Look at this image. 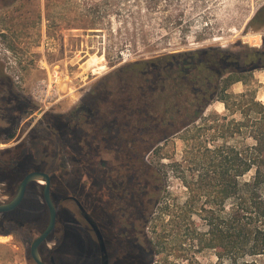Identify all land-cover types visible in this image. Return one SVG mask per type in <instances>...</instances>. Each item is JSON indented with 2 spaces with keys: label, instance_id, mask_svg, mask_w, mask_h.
Instances as JSON below:
<instances>
[{
  "label": "rangeland",
  "instance_id": "rangeland-1",
  "mask_svg": "<svg viewBox=\"0 0 264 264\" xmlns=\"http://www.w3.org/2000/svg\"><path fill=\"white\" fill-rule=\"evenodd\" d=\"M106 1L113 4V0H18L12 8L0 11V68L6 69L7 85L20 97V108L31 110L24 117L26 129L21 139L2 141L0 201L13 199L25 175L32 171L53 175L63 170L57 177L62 178L74 199L83 194L82 189L78 194L76 170L80 157L63 148L68 144L63 116L74 111L99 81L119 66L212 48L231 52L264 48V27L248 26L264 0H175L179 4L177 12L167 8L169 0L152 9L146 6L147 0H121L120 13H104L100 5ZM172 15H181L185 22H170ZM187 21L191 22L189 28ZM243 79L228 93L245 94L246 101L264 104V69ZM51 81L56 83L54 87H44ZM205 117L207 122L197 126L209 128L205 142L211 148L226 142L238 148L253 145L250 138H228L229 122L241 116L231 117L222 102L215 101ZM184 135L160 143L145 158L157 173L156 180L160 179L156 182L155 203L140 220L139 245L147 251L144 264H229L219 260L212 249H200L191 240L194 228L206 232L208 227L195 212L188 214L191 208L185 209L189 190L183 178L190 181L197 168L189 161L192 155L187 154L191 150ZM86 172V191L108 193L103 172L93 166ZM55 190L60 226L52 235L54 240L48 246L44 244V250L57 246L59 264H98V253L88 234L81 247L76 203L65 199L67 192L59 185ZM261 193L264 195V189ZM90 199L95 200V196ZM2 220L6 222V234L0 236L9 239L0 241V264H33L30 230L41 231L49 222L42 185L31 183L23 203L15 211L0 215ZM17 221L25 227L14 224ZM79 242L82 257L77 261ZM111 264H131L118 242L111 247Z\"/></svg>",
  "mask_w": 264,
  "mask_h": 264
},
{
  "label": "trees",
  "instance_id": "trees-1",
  "mask_svg": "<svg viewBox=\"0 0 264 264\" xmlns=\"http://www.w3.org/2000/svg\"><path fill=\"white\" fill-rule=\"evenodd\" d=\"M161 3L147 0L146 6L158 8ZM177 6L175 0L167 2L173 12L180 11ZM100 9L120 13L121 0L110 5L103 2ZM175 17L172 15L170 22H185L181 15ZM186 23L189 28L191 22ZM248 26L264 27V5ZM261 69L264 48L188 51L114 69L86 100L63 116L68 142L63 148L80 157L76 164L78 194L83 185L89 187L87 167L103 172V182L109 187L124 176L130 187L131 221L136 223L134 213L142 202L146 201L148 210L154 205L160 179L156 180L154 168L145 162L146 156L160 143L185 134L183 139L191 150L187 154L192 155L189 161L197 168L190 181L183 178L189 190L185 209L191 208L188 214L195 212L208 227L206 232L194 228L191 240L200 249H212L219 260L229 264H264V104L246 101L245 94L228 93L233 85L244 81L245 75ZM215 101L222 102L231 117L241 116L229 122L228 138H250L253 145L238 148L226 142L211 148L206 144L209 128L197 124L207 122L205 113ZM48 127L52 128L50 122ZM61 172L51 175L52 193L59 185L67 192L66 198H74L57 177ZM14 224L25 227L19 221ZM32 229L35 238L38 234Z\"/></svg>",
  "mask_w": 264,
  "mask_h": 264
},
{
  "label": "flooded vegetation",
  "instance_id": "flooded-vegetation-1",
  "mask_svg": "<svg viewBox=\"0 0 264 264\" xmlns=\"http://www.w3.org/2000/svg\"><path fill=\"white\" fill-rule=\"evenodd\" d=\"M18 0H0V11L12 8ZM6 69L0 68V140H20L24 134V117L28 116L31 112L29 109L22 110L20 108L21 99L13 92V90L7 85L6 81ZM31 123L32 117L29 118ZM28 121V120H27ZM2 146V145H1ZM5 146V145H4ZM1 148V147H0ZM42 172V171H40ZM46 173V172H45ZM48 174V173H47ZM50 175V174H49ZM51 177V175H50ZM120 180L115 181L113 186H108V193L102 191L97 194L88 193L86 195V185H83V194L80 196V200L72 199L78 208L79 228L78 235L80 236V242L82 247V239L86 238L87 234L94 241L95 251L98 253V264H103L104 257L108 264H111V247L113 242L120 243L125 255L131 259V264H144L147 257V251L139 245L140 241V226L139 220L145 218L148 214V207L146 201L140 208L135 210L134 216L136 223H132V208L129 192V184L125 182L124 176L119 177ZM21 185V183H20ZM19 185V187H20ZM30 185V184H29ZM108 185V184H107ZM29 187V186H28ZM43 188V186H42ZM28 189V188H27ZM19 190V188H18ZM27 192V191H26ZM44 192V188H43ZM18 193V191H17ZM54 193H52V178H51V196L54 201ZM92 196H95V200H91ZM26 197V194H25ZM25 199V198H24ZM12 200V199H11ZM0 201V204L8 203ZM24 201V200H23ZM45 201V200H44ZM23 203V202H22ZM93 210H91V206ZM19 208V207H18ZM49 210V209H48ZM15 211V210H14ZM57 211V207H56ZM13 212V211H12ZM11 213V212H9ZM8 213H1L0 215H6ZM50 220V214H49ZM49 224V222H48ZM47 224V226H48ZM5 221H0V235L6 234L4 226ZM46 226V227H47ZM59 215L57 212L56 225L54 231L49 238L39 247V253L41 255L44 264H59V258L56 256L59 252L58 247L46 248L44 250V244L53 241L52 235L58 230ZM46 227L37 232V236L30 240V261L33 264H37L31 253V247L33 243L41 236ZM63 232L62 224L60 228ZM79 242V248H80ZM102 245L105 248V253L102 251ZM77 261L82 257V250L80 248ZM142 260V261H141Z\"/></svg>",
  "mask_w": 264,
  "mask_h": 264
},
{
  "label": "water",
  "instance_id": "water-1",
  "mask_svg": "<svg viewBox=\"0 0 264 264\" xmlns=\"http://www.w3.org/2000/svg\"><path fill=\"white\" fill-rule=\"evenodd\" d=\"M1 145L2 143L0 140V147ZM41 181L45 183L43 186L44 188L43 196H44L45 203L49 209L50 220L44 232L33 243L31 247L32 257L37 264H44L42 261L41 255L39 253V247L43 243L46 242V240L49 238L51 233L54 231L55 225H56L57 211H56V207H55V204L51 196V177L50 175L45 172H40V171L30 172L24 177L23 181L21 182V185L19 187V190L16 196L10 202L0 204V214L9 213V212L16 210L22 204L29 184L34 183V182L39 183ZM102 251L103 253H105V248L103 245H102ZM103 264H108L106 261V257H104Z\"/></svg>",
  "mask_w": 264,
  "mask_h": 264
},
{
  "label": "bare ground",
  "instance_id": "bare-ground-1",
  "mask_svg": "<svg viewBox=\"0 0 264 264\" xmlns=\"http://www.w3.org/2000/svg\"><path fill=\"white\" fill-rule=\"evenodd\" d=\"M257 36H258V35H257ZM255 39H256V38H255ZM257 42H258V40H257ZM249 43H250V42H249ZM252 45H253V44H252ZM259 45H260V44H259ZM253 47H254V46H253ZM39 184H41L42 186H44L45 183H44L43 181H41V182H39ZM8 239H9L8 237L6 238V237H1V236H0V241H1V242H7Z\"/></svg>",
  "mask_w": 264,
  "mask_h": 264
},
{
  "label": "built area",
  "instance_id": "built-area-1",
  "mask_svg": "<svg viewBox=\"0 0 264 264\" xmlns=\"http://www.w3.org/2000/svg\"><path fill=\"white\" fill-rule=\"evenodd\" d=\"M55 81H56V80H55ZM55 85H56V83H55L54 81H53V82L51 81L50 84H49L48 86L45 85L44 87L52 88V87H54ZM40 87H41V84L38 85V88H40ZM38 88H37V89H38ZM36 92H37V90H36ZM34 93H35V92H34ZM34 93H33V94H34Z\"/></svg>",
  "mask_w": 264,
  "mask_h": 264
}]
</instances>
